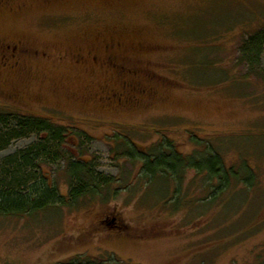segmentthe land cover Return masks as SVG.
Here are the masks:
<instances>
[{"label":"rangeland","instance_id":"rangeland-1","mask_svg":"<svg viewBox=\"0 0 264 264\" xmlns=\"http://www.w3.org/2000/svg\"><path fill=\"white\" fill-rule=\"evenodd\" d=\"M262 29L264 0H12L0 7V36L47 55L3 84L15 98L0 94V111L68 129L65 157L41 164L61 196L70 191L69 159L113 179L71 207L0 216V264L108 254L136 264H264V80L238 61L244 40ZM90 52L113 55L137 73L75 63ZM124 82L146 92L109 105L105 97ZM37 140L14 139L0 158ZM124 143L143 153L162 143L184 156L199 152L200 164L208 146L253 186L234 178L218 191L217 178L194 168L148 181L142 159L124 153Z\"/></svg>","mask_w":264,"mask_h":264},{"label":"trees","instance_id":"trees-1","mask_svg":"<svg viewBox=\"0 0 264 264\" xmlns=\"http://www.w3.org/2000/svg\"><path fill=\"white\" fill-rule=\"evenodd\" d=\"M264 51V29L249 35L240 49L238 61L246 66V73L264 80V69L261 59ZM0 111V154L6 150L14 139L34 136L35 143L16 153L0 158V216L33 215L53 206L76 205L81 197L97 196L104 186L108 187L113 181L106 180L101 175L96 178L93 168L83 160H67L66 173L70 185L68 197L61 196L57 186L50 176L42 172L41 164L55 163L65 157V142L67 128L53 123L49 119L38 118L20 113ZM67 134V135H68ZM128 152L136 159L139 156L143 162V173L148 181L156 176H171L180 178L183 170L194 168L198 172H206L207 180L217 178L215 190L227 188L232 179L241 180L233 167L226 166L220 161L218 154L203 147L201 164L197 163L198 154L184 156L177 154L163 143L147 153L139 152L136 146L124 143ZM200 144V143H199ZM205 150V151H204ZM208 154L211 156H208ZM227 167V168H226ZM40 172L36 171L39 170ZM209 178V179H208ZM244 182L253 186L251 182ZM57 264H136L124 262L113 254L103 257L75 256Z\"/></svg>","mask_w":264,"mask_h":264},{"label":"flooded vegetation","instance_id":"flooded-vegetation-1","mask_svg":"<svg viewBox=\"0 0 264 264\" xmlns=\"http://www.w3.org/2000/svg\"><path fill=\"white\" fill-rule=\"evenodd\" d=\"M12 0H0V7L7 6ZM119 47L120 44L118 43ZM113 48V45L110 46ZM109 48V46H108ZM46 53L29 49L23 42H10L5 37L0 36V88L4 85H9L15 77H18L21 72H24L26 62L29 60H36L41 57H46ZM75 63L78 65H86L92 63L101 69H110L114 73H122L125 75L136 74V71H132L122 64H118L114 60V56L107 55L105 57L98 56L94 52H90L86 55L77 54ZM130 84V85H129ZM127 84L124 82L123 90L112 92L105 97L109 105H129L138 100V94H144L146 90H140L132 83ZM1 96L6 100L14 99L15 97L11 94H5L0 90ZM136 99V100H135ZM2 106H9L6 103H2ZM3 107V108H4ZM111 221L116 225L114 228H119L117 218L112 217ZM116 232V229H115Z\"/></svg>","mask_w":264,"mask_h":264}]
</instances>
